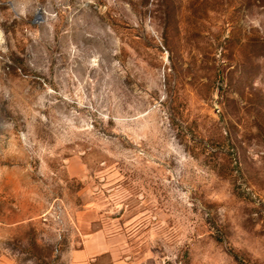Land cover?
I'll list each match as a JSON object with an SVG mask.
<instances>
[{
	"label": "rangeland",
	"instance_id": "374dc122",
	"mask_svg": "<svg viewBox=\"0 0 264 264\" xmlns=\"http://www.w3.org/2000/svg\"><path fill=\"white\" fill-rule=\"evenodd\" d=\"M0 264H264V0H0Z\"/></svg>",
	"mask_w": 264,
	"mask_h": 264
}]
</instances>
